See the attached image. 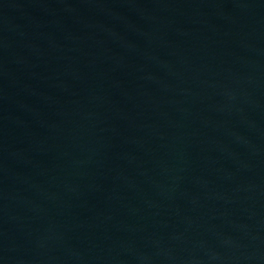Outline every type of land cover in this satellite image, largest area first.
<instances>
[{"label":"water","instance_id":"1","mask_svg":"<svg viewBox=\"0 0 264 264\" xmlns=\"http://www.w3.org/2000/svg\"><path fill=\"white\" fill-rule=\"evenodd\" d=\"M0 264H264V0H0Z\"/></svg>","mask_w":264,"mask_h":264}]
</instances>
